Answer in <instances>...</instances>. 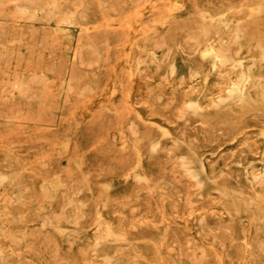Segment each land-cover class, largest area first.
I'll return each mask as SVG.
<instances>
[{
	"label": "rangeland",
	"instance_id": "rangeland-1",
	"mask_svg": "<svg viewBox=\"0 0 264 264\" xmlns=\"http://www.w3.org/2000/svg\"><path fill=\"white\" fill-rule=\"evenodd\" d=\"M0 264H264V0H0Z\"/></svg>",
	"mask_w": 264,
	"mask_h": 264
},
{
	"label": "bare ground",
	"instance_id": "bare-ground-1",
	"mask_svg": "<svg viewBox=\"0 0 264 264\" xmlns=\"http://www.w3.org/2000/svg\"><path fill=\"white\" fill-rule=\"evenodd\" d=\"M255 11V10H254ZM72 13V12H71ZM255 13V12H254ZM49 15V14H48ZM52 15V14H51ZM223 15V14H222ZM59 17V16H58ZM65 19V18H64ZM62 19V20H64ZM66 20V19H65ZM68 20V19H67ZM54 27V26H53ZM149 31V29H148ZM107 46V45H106ZM205 52L208 54V58L211 61L212 67L222 65L227 62V58L219 51L214 50L213 46L210 44L206 46ZM72 53V52H71ZM70 53V54H71ZM159 54V52H158ZM200 54V53H199ZM251 61V60H250ZM229 65V64H228ZM236 69V81L232 82L231 86L227 90V94L233 96H240L243 94L242 86L240 84L246 85L251 80V75L242 68L241 62L232 65ZM69 68V67H68ZM211 71V69H210ZM221 80V78H219ZM135 84V83H134ZM135 87V86H134ZM87 89V88H86ZM263 92V91H262ZM226 94V95H227ZM164 130V129H163ZM163 138V137H162ZM193 142V141H192ZM175 143V142H174ZM188 143V142H187ZM185 144V143H184ZM175 146V145H174ZM244 153V152H243ZM260 153V152H259ZM261 155V154H260ZM195 156V155H194ZM190 157V156H189ZM260 157V156H259ZM183 158V157H182ZM168 159V158H167ZM251 159V158H250ZM180 160V158L178 159ZM182 164V163H181ZM220 172V171H219ZM187 173V172H186ZM191 175V174H190ZM189 175V176H190ZM193 176V175H192ZM251 177V176H250ZM195 178V177H194ZM254 179V178H253ZM5 180V179H4ZM3 181V180H2ZM261 181V180H260ZM12 182V181H11ZM249 182V181H248ZM251 183V182H250ZM252 185V184H251ZM196 186V185H195ZM198 187V185H197ZM218 193V192H217ZM234 193V192H233ZM222 199V198H221ZM107 200V199H106ZM68 202V201H67ZM4 207V206H3ZM226 213V212H225ZM225 217V216H224ZM237 217V216H236ZM203 218V217H202ZM58 221V220H57ZM56 222V221H55ZM92 233V231L90 232ZM116 234V233H115ZM103 238V237H102ZM101 239V238H100ZM96 240V239H95ZM99 241V240H98ZM94 242V241H93ZM91 248V247H90ZM199 253V252H198Z\"/></svg>",
	"mask_w": 264,
	"mask_h": 264
}]
</instances>
